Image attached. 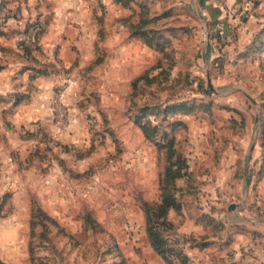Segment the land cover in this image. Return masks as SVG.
Instances as JSON below:
<instances>
[{
	"label": "rangeland",
	"instance_id": "374dc122",
	"mask_svg": "<svg viewBox=\"0 0 264 264\" xmlns=\"http://www.w3.org/2000/svg\"><path fill=\"white\" fill-rule=\"evenodd\" d=\"M39 3L0 0V264H168L149 226L169 264H264L235 239L264 217V0H78L63 31Z\"/></svg>",
	"mask_w": 264,
	"mask_h": 264
},
{
	"label": "crops",
	"instance_id": "0c3cea01",
	"mask_svg": "<svg viewBox=\"0 0 264 264\" xmlns=\"http://www.w3.org/2000/svg\"><path fill=\"white\" fill-rule=\"evenodd\" d=\"M38 1H40L39 7H38L39 10H41L44 13L49 12L51 14L52 13L55 14L53 22L50 25L51 31L52 30L63 31L66 27L70 26L69 24L70 21L68 17L76 14V12H74L73 9L76 8L75 4L77 3L78 0H37V3ZM29 2L32 3L33 0H29ZM58 18H63V21L62 22L59 21ZM12 66L13 65L10 64L9 68H11ZM4 72L5 71L0 72V78L2 77V75L5 74ZM8 82L10 83V86H11V82H12L11 78H9ZM44 85L45 83H43L42 81L38 83V91L35 94L37 100L35 102H33L34 101L33 99L31 100V102L22 104L17 110V112L11 117L12 121H14L16 125L18 126L20 124L22 125V123H25L24 120L28 119V117L31 115L39 116L40 114H44L45 111L42 108V103L45 104L47 101V97H48L44 95L46 92L45 93L42 92V89H44ZM242 194H243L242 195L243 205L245 206L249 201L252 200L253 194L250 190L243 191ZM261 208L263 210L260 212L263 214L264 207L261 206ZM238 211L239 209H237L235 213L232 214V218H234V220H239L240 218L237 214L239 213ZM245 212H246L245 214L247 215V218L245 219V221H240V223L242 224V226L246 227L248 231L245 232L246 233L245 235H239V234L236 235L235 236L236 242L240 241L241 239V242L246 241L248 244V243H251V241H253L254 239L257 245L253 246V243L251 245L249 244L247 248L252 249L250 253L256 252V254L264 255V217L262 215L260 217H255L254 210H251L249 215L247 213V210ZM256 212L258 211L256 210ZM245 243L241 245H244ZM239 251L241 252V250Z\"/></svg>",
	"mask_w": 264,
	"mask_h": 264
},
{
	"label": "trees",
	"instance_id": "16d2710c",
	"mask_svg": "<svg viewBox=\"0 0 264 264\" xmlns=\"http://www.w3.org/2000/svg\"><path fill=\"white\" fill-rule=\"evenodd\" d=\"M29 28H30V26H27V28L25 29V32H28L29 33ZM31 29L33 31V28H31ZM33 38H35L36 40H38V34L33 35ZM33 43H36V41L34 40ZM27 51L29 52V48H27ZM0 70H2L1 64H0ZM164 204H165V202H163L162 204H160V205L157 206L159 208V210L164 207ZM149 219H148V223L150 224L151 222H150ZM148 234H149L150 243H151L152 247L156 251H158V253L160 255H162V257L165 260V262L169 264L170 262L168 261L167 255L164 253V250H160V245H159L160 243H159V239L157 237L158 235L155 234V232L153 231V229H152L151 226L148 227Z\"/></svg>",
	"mask_w": 264,
	"mask_h": 264
},
{
	"label": "water",
	"instance_id": "95a60500",
	"mask_svg": "<svg viewBox=\"0 0 264 264\" xmlns=\"http://www.w3.org/2000/svg\"><path fill=\"white\" fill-rule=\"evenodd\" d=\"M233 206H231V208H232Z\"/></svg>",
	"mask_w": 264,
	"mask_h": 264
}]
</instances>
